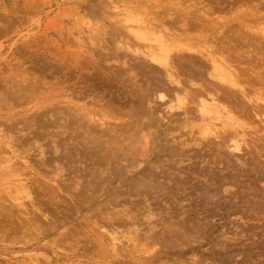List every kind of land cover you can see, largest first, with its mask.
<instances>
[{
  "label": "rangeland",
  "instance_id": "1",
  "mask_svg": "<svg viewBox=\"0 0 264 264\" xmlns=\"http://www.w3.org/2000/svg\"><path fill=\"white\" fill-rule=\"evenodd\" d=\"M119 1L0 0V140L6 139L7 134L13 135L9 141L11 150L7 146L0 149V201L5 211H9L7 216L12 217V222L6 216L1 217L10 222L8 227L0 219V264H264V108L261 104L262 109L253 105L255 101H251L252 106L247 98L235 93L249 111L236 114L232 111L236 120L224 116L214 120L200 113L197 100L184 101L182 96L176 100L170 96V101L168 98L159 101L157 93L165 92V88L158 85V90L155 84L144 85L142 81L148 75L164 77V68L144 53L158 47L159 34H151V40L139 42L131 31L135 23L124 19L122 6L126 0ZM133 1L139 6L151 4L149 0ZM191 1L172 3L183 6L194 3L191 8L195 4L214 5L218 9L211 7L207 20L217 21L221 38L220 33L215 34L217 28L209 30L214 32L211 36L209 31L202 33L205 40L214 35L217 39L232 36L242 58L250 51L247 64L263 65L260 60H264V33L258 29L264 31V0ZM162 4L165 6L168 1L162 0ZM249 10L259 12L250 16ZM146 15L147 19L152 18ZM179 29L176 31L190 38L201 35L199 31L189 30L186 34ZM223 31L226 36H222ZM231 34L240 35L243 42ZM248 38L254 39L260 48L251 47ZM238 39L242 44H237ZM174 41L180 42L178 47L183 44L199 48L197 40L189 45L182 39ZM206 42L214 43L209 38ZM183 49L175 52L192 69L196 71L198 65L207 71H202V77L192 78L190 84L212 81L207 77L211 71L209 63L198 58L200 62L193 59L192 65L188 50ZM151 65H157L156 69ZM137 66L143 69L141 77ZM185 77L180 75L181 79ZM39 82L43 87L38 88ZM22 86L32 88L33 94L20 99ZM46 108H52L49 114H54V108L55 112L75 110L76 114L88 116V120L84 119L87 123L79 120V125L73 126L79 132L94 126L90 130L93 136L97 131L95 140L102 135L100 142L106 141L101 143L102 147L113 146L116 157L122 156H118L120 161L113 156L107 158L104 151L107 148L102 150L106 158L98 165H89L87 157H78L75 152L71 158L67 157L70 155V142L66 141L70 129L65 127L64 120L67 113L57 114L58 119L51 120L49 129L31 138L30 129H21L20 120H30L33 114ZM11 122L15 124L12 128L8 127ZM224 130L232 131L233 135L238 131L237 149L231 147L236 138L227 142L223 134L219 135L218 131ZM23 133L30 135L29 140L18 143ZM48 156L56 158L50 160ZM104 161L107 166L103 167ZM113 172L119 173L118 176ZM23 184L33 192L34 200L41 203L39 206L49 215L50 224L46 225L47 221L39 219L41 215L31 209L21 193ZM15 202L22 203L26 210L19 207L22 212ZM30 210L32 218L28 217ZM28 218L37 225L44 223L39 227L35 222V231ZM22 221L32 227L24 224L27 230L23 229ZM24 230L33 232H29L30 236Z\"/></svg>",
  "mask_w": 264,
  "mask_h": 264
},
{
  "label": "bare ground",
  "instance_id": "2",
  "mask_svg": "<svg viewBox=\"0 0 264 264\" xmlns=\"http://www.w3.org/2000/svg\"><path fill=\"white\" fill-rule=\"evenodd\" d=\"M121 1V0H120ZM119 1V2H120ZM125 1V0H124ZM133 1V0H132ZM131 0H126L125 1V3H124V7L122 6V9H125V12H124V19H125V21H130V22H133V23H135V25H136V27L135 28H131V31H132V34H133V36L139 41H144V40H148L149 39V35H151V34H156V33H158L159 34V38H160V40H159V44H158V47H156V49L155 50H151L148 46V50H145L144 51V53H145V56H148V57H150L151 58V60L154 62V63H157L158 65H161L162 66V68H164V70H165V74H163L164 75V77H163V79H160V77L159 78H151L149 75V77L147 76V78L145 77L142 81L144 82V83H146V84H144V85H147V84H149V85H152V86H154V84L156 85L155 87H157L158 85L160 86V89L162 88V87H164L165 88V92H158L157 93V95H158V100L159 101H162V100H164V99H166V98H168V100L170 99V96H172V98H173V96H174V99H176V100H179L178 98H180V96H182V98L184 99V101H194V100H197L198 101V103L200 104V106H201V110H200V113L201 114H204V115H206V118H208V119H221L223 116H224V118L225 119H228V120H230V121H232V120H236V116H235V112H237V113H246V112H248L249 111V109H246L245 107H246V105H243V103H241V102H243L244 100H242V98L244 99V98H247L249 101H250V103H251V101H253V103H254V101H255V103L256 104H253V105H258L257 107L259 108H261V106L264 108V60H262L263 58H261V67H256V66H250L251 64V62L250 63H246L249 59H248V57H250L251 55V53H248V52H250V51H248L247 52V58L245 57V59L244 58H242V57H244V56H242V53H241V51H240V49H238V48H236L235 47V44L236 43H233L232 41H233V37L231 36V35H233L234 36V39H236L238 36L240 37V35H234V34H231L230 36H231V39L230 38H227V37H222V39H220L221 38V31H220V29H221V27L219 26V24H217V21L215 22H208V15H207V13H208V10L210 11V8L212 7H205L204 6V4L202 5L201 4V6H196L197 4H195V5H193V7L191 8V6H192V4H194V3H191L190 5L191 6H189V5H187V6H183L185 3L183 2H180V3H182V4H180L179 2L178 3H176V4H174V3H172V1L173 0H167L168 1V4H166L165 6H163V4H162V0H149L150 1V5L149 6H145V5H142V6H139V5H137L136 4V2H132ZM136 1V0H135ZM140 1V0H139ZM142 1V0H141ZM186 1H188L186 4H189L190 3V1L191 0H186ZM194 1H196V0H194ZM206 1V0H205ZM204 0H203V2H205ZM215 1V0H214ZM248 1V0H247ZM246 1V2H247ZM147 2V1H146ZM176 2H177V0H176ZM192 2V1H191ZM197 2V1H196ZM111 3H112V0H111ZM114 3V2H113ZM139 3H141V2H139ZM142 3H143V1H142ZM145 3V2H144ZM198 3H199V1H198ZM207 3H208V0H207ZM132 4H134V5H132ZM200 4V3H199ZM198 4V5H199ZM209 4H211V3H209ZM146 5H148V4H146ZM168 5V6H167ZM172 5H174V7L172 6ZM205 5H207V4H205ZM211 5H213V4H211ZM237 5V4H236ZM170 6H172V7H170ZM217 6H220V5H218L217 4ZM112 7H113V5H112ZM118 7V6H117ZM159 7H163V10H158L159 9ZM246 7H248V5L246 6ZM213 9H214V5H213V7H212ZM217 8H220V7H217ZM223 8V7H222ZM256 8V7H255ZM213 9H211V10H213ZM215 9H216V6H215ZM214 9V10H215ZM246 9V8H245ZM216 10H218V9H216ZM215 10V11H216ZM247 10V9H246ZM214 11V12H215ZM222 12V11H221ZM259 12V11H258ZM257 12V13H258ZM211 14L213 13V11L212 12H210ZM256 13V11L254 12L253 10H249V14H250V16H254V15H256L257 14ZM146 14H150L151 16H152V18H150V19H152V20H150V19H147L145 16H147ZM216 14V13H215ZM226 14V13H225ZM120 15V14H119ZM149 16V15H148ZM249 17V16H248ZM221 18V17H220ZM262 18V17H261ZM216 19H217V17H216ZM215 19V20H216ZM219 19V18H218ZM221 19H223V18H221ZM228 19V18H227ZM252 19V18H251ZM254 19V18H253ZM256 19L257 18H255V21H256ZM214 20V19H213ZM247 20V19H246ZM258 21V20H257ZM155 22V23H154ZM219 22V21H218ZM222 22H224V21H222ZM221 23V22H220ZM223 24V23H222ZM238 25V24H237ZM243 25H247L246 23L244 24L243 23ZM224 26V25H223ZM248 26V25H247ZM247 26H246V28H247ZM220 27V28H219ZM226 27V26H225ZM234 27V26H233ZM180 28V29H179ZM218 28V31L215 33V34H219L220 33V38L218 37V39H217V35H216V37H215V35L213 36V37H208L210 40L212 39V41L214 42L213 44H209V43H207L206 42V40L208 39H206L205 40V38L204 37H202V33H207L209 30L211 31L212 29V31H214L215 29H217ZM249 28V27H248ZM252 28V27H251ZM250 28V29H251ZM176 29H179V30H182L181 32H183V33H188V31L189 30H193V31H199L200 33H201V35H199L197 38H190L189 37V35L187 36V35H182L181 33H179V32H177L176 31ZM225 29H227V28H225ZM236 29V28H235ZM242 29V28H241ZM253 29V31H254V28H252ZM119 30V29H118ZM203 30H205L204 32H203ZM232 30V29H231ZM234 30V29H233ZM209 31V32H210ZM228 31V30H227ZM235 31V30H234ZM238 31V30H237ZM257 31V30H256ZM256 31H255V33H256ZM258 31L259 32H262V33H264V31H263V29H262V31H261V29L259 30L258 29ZM118 32V31H117ZM121 32H122V30H121ZM120 32V33H121ZM124 32V31H123ZM224 32L225 31H223V33H222V36H226V33L224 34ZM236 32V31H235ZM128 33V32H127ZM127 33H123L124 35H126ZM211 33V32H210ZM212 33H214V32H212ZM212 33L210 34V36L212 35ZM233 33V32H232ZM239 34H240V32H238ZM237 33V34H238ZM224 34V35H223ZM127 35H129V34H127ZM208 35V34H207ZM247 35V34H246ZM237 36V37H236ZM250 36V35H249ZM118 37H119V35H118ZM131 36H129V38H130ZM133 37V38H134ZM236 37V38H235ZM238 37V38H239ZM253 37V36H252ZM151 38L152 37H150V39L149 40H151ZM159 38H157V39H159ZM241 38V37H240ZM251 38V37H250ZM119 39V38H118ZM121 39H122V37H121ZM154 39V38H153ZM156 39V38H155ZM175 39H182V40H184L185 41V43L186 44H190L192 41H194V40H197L199 43V48H189L187 45H183L182 44V46L181 47H183L188 53H189V55H190V57L192 58V60H191V62L193 61V59H195L196 61H198V62H200V60L201 59H203V61L205 60V61H207L208 63H209V65L208 66H210V68H211V71H209L208 73H207V77L210 79V80H212V81H203V80H201V83H198L197 85H194L193 83H191L190 84V80H192V78H198L197 76H201V73H202V71H206V70H202L201 69V67L200 66H196L197 68H196V71L194 70V69H192L191 68V64L190 63H188V62H185L186 60L184 59V58H182L181 56H180V54L177 52V51H181L182 49H180L181 47H178L179 46V44H180V42L178 43V41L177 42H175L174 40ZM242 39V42H243V37L241 38ZM249 39V38H248ZM136 40V41H137ZM254 40V39H253ZM252 39L250 40H247V41H251V43H252V45L253 46H251V47H254L255 46V48H260L259 46H258V43L257 42H255V40L253 41ZM139 41V42H140ZM236 40H234V42H235ZM238 43L237 44H239L240 43V40L238 39ZM128 42V41H127ZM132 42H133V39H132ZM138 42V43H139ZM145 42V41H144ZM207 43V44H206ZM248 43L249 42H245V44L246 45H248ZM240 44H242V43H240ZM243 45H244V43H243ZM251 45V44H250ZM263 45V44H262ZM144 46V45H143ZM187 46V47H186ZM195 46V45H194ZM240 46V48H241V45H239ZM146 48V47H145ZM152 48V47H151ZM247 49H249L248 48V46L246 47ZM183 49V50H184ZM253 49V48H252ZM175 50H177L176 52H175ZM243 50V52H244V49H242ZM135 51H137V50H135ZM112 53V52H111ZM121 53V52H120ZM136 53V52H135ZM172 53H174V55H172L173 57L171 58V54ZM253 53V52H252ZM259 53V52H258ZM137 54V53H136ZM250 55V56H249ZM127 56V55H126ZM184 56V55H183ZM253 56V55H252ZM110 57V56H109ZM121 57V56H120ZM136 58V57H135ZM190 58V59H191ZM198 58H200V60H198ZM251 58V57H250ZM248 59V60H247ZM185 60V61H184ZM194 60V61H195ZM21 61V60H20ZM124 61V60H123ZM195 61V62H196ZM202 61V62H203ZM250 61V60H249ZM263 61V62H262ZM190 62V61H189ZM119 63V62H118ZM260 63V62H259ZM258 62H257V64H259ZM135 65H137V64H135ZM192 65H193V62H192ZM206 65V66H207ZM253 65H254V63H253ZM151 66H153V65H151ZM151 66H150V68H151ZM157 66V65H156ZM156 66H153L154 67V70L156 69ZM160 66V67H161ZM195 66V65H194ZM124 67H126V66H124ZM134 67V66H133ZM36 68H38V67H36ZM40 68V67H39ZM79 68V67H78ZM203 68H205V67H203ZM81 69V68H80ZM152 69V68H151ZM207 69V68H206ZM137 70H138V72H137V74H139L140 75V77H141V75H143L144 73H143V69H142V67L141 66H137ZM153 70V69H152ZM153 70V71H154ZM158 70V69H157ZM163 70V69H162ZM163 70V71H164ZM192 70H194V71H192ZM151 71V70H150ZM84 72V71H83ZM207 72V71H206ZM154 73V72H153ZM114 74V73H113ZM25 75V74H24ZM34 75H36V74H34ZM180 75H184V76H186L184 79H181L180 78ZM26 76V75H25ZM33 76V75H32ZM114 76H116V74H114ZM152 76V75H151ZM128 77V76H127ZM139 77V78H140ZM144 77V76H143ZM142 77V78H143ZM153 77H155L154 75H153ZM202 77V76H201ZM201 77H200V79H201ZM29 78H31V77H29ZM28 78V79H29ZM33 78H37V77H33ZM206 78V77H205ZM199 79V80H200ZM203 79V78H202ZM208 79V80H209ZM253 79V80H252ZM25 80H27L26 78H25ZM30 80V79H29ZM28 80V81H29ZM37 80V79H36ZM122 80V79H121ZM250 80H252V81H250ZM214 81V82H213ZM254 81H256L257 82V84L259 83V86H257V87H255V85H256V82H254ZM23 82H24V80H23ZM33 82V80L31 81V82H29V83H32ZM40 82H41V80H40ZM40 82H39V84L38 85H40ZM63 82V81H62ZM142 82V83H143ZM250 82V83H249ZM35 83H36V81H35ZM34 83V85H35V87L37 88V84H35ZM38 83V82H37ZM242 83L244 84V85H242ZM193 84V85H192ZM33 85V84H32ZM43 84H41L40 86H38V88L40 87H43L42 86ZM46 85V84H45ZM142 85V84H141ZM23 87V86H22ZM26 87H28V86H26ZM20 88V99H23L24 97L26 98L27 96H28V93H30V92H32V91H34V90H31L32 88ZM55 87V86H54ZM138 87V86H137ZM144 87V86H143ZM34 88V87H33ZM35 88V89H36ZM127 88V87H126ZM158 88V87H157ZM164 88H163V90H164ZM155 89V88H154ZM158 90H159V88H158ZM157 90V91H158ZM49 91V90H48ZM128 91V90H127ZM162 91V90H161ZM64 92V91H63ZM129 92V91H128ZM151 92V91H150ZM249 92H250V94H249ZM235 93L236 94H240L241 96H242V98H240V97H238V95L236 96L235 95ZM33 94V93H32ZM31 93H30V95H32ZM35 94V93H34ZM53 94V93H52ZM149 94V93H148ZM148 94H146V96L148 95ZM50 95V94H49ZM67 95V94H66ZM72 95V94H71ZM239 95V96H240ZM263 95V96H262ZM34 96V95H33ZM32 96V97H33ZM55 96V95H54ZM80 96V95H79ZM150 96H151V94H150ZM153 96V95H152ZM151 96V97H152ZM29 97V96H28ZM74 97V96H73ZM149 97V96H148ZM76 98V97H75ZM139 98V97H138ZM234 98H238V99H234ZM149 100H151L150 98H148ZM153 99V98H152ZM242 101H241V100ZM143 100H145V99H143ZM175 100V101H176ZM240 100V101H239ZM40 101V100H39ZM55 101V100H54ZM147 101V100H146ZM170 101V100H169ZM221 101V102H220ZM238 101V102H237ZM150 102V101H149ZM163 102V101H162ZM145 103H147V102H145ZM182 103V102H181ZM186 103V102H185ZM188 103V102H187ZM186 103V104H187ZM193 103V102H192ZM246 103V102H245ZM249 103V104H250ZM67 104V103H66ZM260 104H261V106H260ZM46 105V104H45ZM73 105V104H72ZM170 105H172V104H170ZM251 105H252V103H251ZM252 105V106H253ZM55 107V106H54ZM68 107V106H67ZM172 107V106H171ZM247 107H250V106H247ZM256 107V106H255ZM256 107V109H258ZM41 108V107H40ZM169 108V107H168ZM196 108V107H195ZM51 109L52 108H46V110H43L42 112H39V113H36V114H33L32 116L33 117H31V119L30 120H27V119H22V120H20V123L19 124H21L22 125V128L21 129H30V131H29V134H32L31 135V138H34L35 136H38L40 133H43L44 132V130H47V128L49 129V127L50 126H52V122H51V120L54 122L56 119H58L57 118V114H59V113H67V115H66V117H65V127H67V128H69L70 129V131H69V133H68V140H67V137H66V141H69L70 143H69V145H70V150H69V154L70 155H68L67 154V157L68 156H70V158L72 157V155H71V153H73V152H75V155H79L81 158H85V157H87V159L88 160H90V163H89V165H94V164H101V162H102V160L103 159H105L106 158V155H107V158L109 157V159H110V157H116V153H117V150L115 151L114 149H112V148H114L113 146H111V148H107V146L105 145L106 143V141L104 142V141H101L100 142V140L102 139V135L101 136H98L97 138L98 139H96L95 140V136H96V134H97V131H96V133H95V136H93V134H92V130H90V129H92V128H94V126L93 127H90V129H89V127H87V125H92V124H85L86 125V127H87V129L88 130H86V131H81V132H79V131H77V128L76 127H74L73 125H76V124H78L79 125V123H78V121L80 120V121H83L82 123L84 124L86 121L84 120V119H86V120H88V116H84V115H81V114H76L77 112L75 111V110H73V112H72V110H70V111H61L60 109L58 110V111H56L55 112V110H57L58 109V107L54 110V108H53V111H54V114L56 115V117H54V114L52 113V114H49V112L51 111ZM62 109V108H61ZM70 109H72V108H70ZM252 109V108H251ZM262 109V108H261ZM90 110V109H89ZM248 110V111H247ZM264 110V109H263ZM52 111V112H53ZM76 113H75V112ZM184 111V110H183ZM235 113H233V112ZM255 111V110H254ZM198 112V111H197ZM83 113V112H82ZM251 113V112H250ZM258 113H260V112H258ZM89 114H91L90 112L88 113V115ZM98 114V113H97ZM96 114V115H97ZM108 114V113H107ZM175 114V113H174ZM178 114V113H177ZM60 115V114H59ZM64 115V114H63ZM92 115V114H91ZM189 115V114H188ZM259 115V114H258ZM258 115H257V113H255V116L256 117H258ZM49 116H53V118H51V117H49ZM181 116V115H180ZM183 116V115H182ZM186 116V115H185ZM45 117H48L49 119H46ZM88 117V118H87ZM96 116H94V117H91L92 119H94ZM101 117H102V115H101ZM105 117V116H104ZM193 117V116H192ZM249 117V116H248ZM91 118H90V120H91ZM60 119V118H59ZM224 120V119H223ZM85 121V122H84ZM93 121V120H92ZM98 121V120H97ZM227 121V120H226ZM87 123V122H86ZM97 123H99V122H97ZM96 123V124H97ZM225 123V122H224ZM214 124V123H213ZM219 124V123H218ZM222 124L223 123H221V126H222ZM227 124V123H226ZM94 125V124H93ZM100 125H102V124H100ZM100 125H99V128H100ZM108 125V124H107ZM224 125V124H223ZM242 125V124H241ZM240 125V126H241ZM15 126V124L13 123V122H11V123H9V125H8V127H10V128H12V127H14ZM81 127L83 126L82 124L80 125ZM221 126H220V128H221ZM228 126V125H227ZM85 127V126H84ZM83 127V129H85ZM98 127V126H97ZM102 127V126H101ZM105 127V126H104ZM207 127V126H206ZM232 127V126H231ZM237 127H239V126H237ZM75 128V129H74ZM111 128V127H110ZM123 128V127H122ZM215 128V127H214ZM227 128V127H226ZM40 129H42V131L40 130ZM101 129V128H100ZM107 129H109V128H107ZM119 129V128H118ZM203 129V128H202ZM216 129V128H215ZM218 129V128H217ZM95 130H97V129H95ZM94 130V131H95ZM123 130V129H122ZM20 131V130H19ZM100 132H101V134L104 132V128H103V132L100 130ZM99 132V133H100ZM108 132H110V130L108 131ZM115 132V131H114ZM203 132H205V131H203ZM219 132V135H222L223 134V138H224V141L226 140L227 142H230V141H233V139L234 138H236L235 139V141H234V143H231V144H234V145H232L231 147H233V149H234V146H235V149H237L239 146H238V144H240V143H238V140H237V132L235 131L234 132V135L231 133L232 131H230V130H224L222 133L220 132V131H218ZM217 132V133H218ZM48 133L49 134H51L50 133V131H48ZM91 133V134H90ZM29 134H26V133H23V134H21L20 135V139L19 140H17L18 141V143H26L28 140H29V137H30V135ZM53 134V133H52ZM51 134V135H52ZM88 134H90V135H92V136H88ZM108 134H110V133H108ZM5 135V134H4ZM8 135V136H7ZM6 136V139H5V137H4V139L3 140H0V149L3 147V146H7V147H9L10 148V143H9V141L12 139V136H10L9 134H7ZM27 135H29V137L27 136ZM42 135H44V134H42ZM59 135V134H58ZM57 135V136H58ZM98 135V134H97ZM104 135V134H103ZM218 135V134H217ZM15 136V135H14ZM66 136V135H65ZM111 136H113V135H111ZM215 136H216V134H215ZM99 137H101V139L99 138ZM106 137V136H105ZM115 137V136H114ZM243 137V136H242ZM1 138H2V136H1ZM15 138V137H14ZM103 138H104V136H103ZM221 138V137H220ZM222 138V139H223ZM227 138V139H226ZM100 139V140H99ZM109 139V138H108ZM232 139V140H231ZM13 140V139H12ZM99 140V141H98ZM112 140V137H111V139H110V141ZM229 140V141H228ZM247 140V139H246ZM108 141V140H107ZM113 141V140H112ZM93 142H95L96 144H98L99 142H100V144L99 145H96V144H94ZM105 143L104 144V146L105 147H102V145H101V143ZM58 143V142H57ZM110 143V142H109ZM30 145V144H29ZM62 145V144H61ZM60 145V146H61ZM52 146V145H51ZM66 146H68V145H66ZM101 146V147H100ZM14 147H17V146H14ZM28 147V146H27ZM230 147V148H231ZM237 147V148H236ZM4 148V147H3ZM2 148V149H3ZM13 148V147H12ZM31 148V147H30ZM48 148H50V147H48ZM60 148H62V147H60ZM103 148H107L106 150H104ZM64 149H66V147L64 148ZM9 150H11V148L9 149ZM28 150V149H27ZM48 150V149H47ZM61 150V149H60ZM102 150H104V151H106V155L104 156L103 154H102ZM239 150H237V152H238ZM11 152H13V151H11ZM47 152V151H46ZM63 152V151H62ZM67 152V151H66ZM15 154V153H14ZM54 154V153H53ZM105 154V153H104ZM28 155V154H27ZM46 156V155H45ZM56 156V155H55ZM63 155H61V157H62ZM76 156V157H77ZM78 156V157H79ZM118 156H119V158L120 157H122L121 155H119L118 154ZM118 156L116 157V158H118ZM49 158L51 157V156H48ZM53 157V156H52ZM51 157V158H52ZM65 157H66V155H65ZM47 158V157H46ZM46 158H45V161H46ZM51 158H50V160H51ZM53 158H56V157H53ZM74 158V157H73ZM118 158V160L120 161V159ZM242 158H243V156H242ZM257 158V157H256ZM68 159V158H67ZM113 159V158H112ZM251 159V158H250ZM41 160V159H40ZM48 160V159H47ZM68 160H73V159H68ZM67 160V163H68V165H69V161ZM83 160V159H82ZM114 160V159H113ZM84 161V160H83ZM115 161V160H114ZM117 161V160H116ZM229 161H231V160H229ZM23 162V161H22ZM41 162V161H40ZM73 163L74 162H76L75 160L74 161H72ZM111 162V161H110ZM46 163H48V161H46ZM57 163H59V162H57ZM60 163H61V161H60ZM64 163V162H63ZM77 163V162H76ZM82 163V162H81ZM85 163V162H84ZM104 163H106L105 161L102 163V166L104 165H106V164H104ZM115 163V162H114ZM45 164V163H44ZM21 165V164H20ZM56 165V164H55ZM54 165V166H55ZM71 165V164H70ZM73 165V164H72ZM87 165V164H86ZM116 165V164H115ZM67 166V165H66ZM91 166V167H92ZM101 166V165H100ZM103 166V167H104ZM107 166V165H106ZM112 166L113 167H111L113 170H114V165L112 164ZM78 167V166H77ZM85 167H87V166H85ZM264 167V166H263ZM93 168V167H92ZM108 168V167H107ZM106 168V169H107ZM110 168V170H112ZM115 168H116V166H115ZM119 168V167H118ZM67 169H68V166H67ZM66 169V170H67ZM78 169V168H77ZM77 169H75V170H77ZM109 169V168H108ZM120 169V168H119ZM122 169V168H121ZM245 169V168H244ZM90 170V169H89ZM112 170V171H113ZM116 170V169H115ZM97 171H99L100 172V170L99 169H97ZM96 171V172H97ZM101 171L103 172V170L101 169ZM121 171V170H120ZM143 171V170H142ZM95 172V171H94ZM117 172H119L118 170H117ZM72 173V172H71ZM90 173H92V172H90ZM114 173V172H113ZM113 173H111L112 175H113ZM116 173V172H115ZM115 173H114V175H115ZM73 174V173H72ZM74 174H75V172H74ZM82 174H84V173H82ZM117 174H119V173H116V175ZM255 174V173H254ZM78 175V174H77ZM92 175V174H91ZM115 175V176H116ZM126 175V174H125ZM259 175V174H258ZM82 176V175H81ZM84 176H86V175H84ZM83 176V177H84ZM118 176V175H117ZM262 176V175H261ZM71 177V176H70ZM77 177V176H76ZM107 177H109L108 175H107ZM121 177V176H120ZM237 177V176H236ZM252 177H253V175H252ZM264 177V176H263ZM110 178V177H109ZM114 178V177H113ZM119 178V177H118ZM115 179V178H114ZM77 180V179H76ZM108 180V179H107ZM112 180V179H111ZM235 180V179H234ZM248 180V179H247ZM258 181V180H257ZM113 182V181H112ZM22 183V182H21ZM110 183V182H109ZM26 184V183H25ZM133 185V184H132ZM247 185V184H246ZM262 185V184H261ZM26 186V185H25ZM24 186V184H23V186H21V193H24V197L30 202V205H31V209H33L34 210V212L36 213H39L41 216H40V218L39 219H43V220H46L47 221V219H48V214H46V213H44L43 211H42V209H41V207L39 206L40 204H38V201H36V200H34V197H35V195L33 196L32 195V191L31 190H29L28 189V187H25ZM30 187V186H29ZM136 188V187H135ZM248 189V188H247ZM130 192V191H129ZM130 194V193H129ZM213 197V196H212ZM260 197V196H259ZM263 197V196H262ZM208 198V197H207ZM250 201V200H249ZM248 201V202H249ZM21 202V201H20ZM20 202H15L16 203V207H21V208H23V210H26V208L23 206V204L22 203H20ZM36 202H37V204H36ZM40 202V201H39ZM2 203H3V201H2ZM2 203H1V201H0V219H2L1 217H3V216H6V217H4V218H12V217H8L7 216V213L9 212H6L5 210H6V208H4V206L2 205ZM247 203V202H246ZM4 204V203H3ZM261 204H263V203H261ZM257 205V204H256ZM88 206V205H87ZM259 206V205H258ZM7 207V206H6ZM256 207V206H255ZM262 207V206H261ZM10 208V207H9ZM21 208H19L20 210H21ZM96 208V207H95ZM30 209V208H29ZM9 210V209H8ZM23 210H21L22 212H23ZM28 210V209H27ZM204 210H205V208H204ZM210 211V210H209ZM259 211V210H258ZM11 212V211H10ZM22 212H21V214H22ZM27 213H25V215H26ZM32 213H31V210H30V214H29V212H28V217L31 215ZM34 214V213H33ZM38 214V215H39ZM22 215H24V214H22ZM37 215V214H36ZM36 215H33V216H36ZM212 215V214H211ZM92 216V215H91ZM191 216V215H190ZM31 217V216H30ZM37 217V216H36ZM36 217H35V219H36ZM39 217V216H38ZM37 217V218H38ZM53 217V216H52ZM27 217H24V220L26 219ZM32 218V217H31ZM31 218H28V219H31ZM54 218V217H53ZM6 219V220H7ZM33 219H34V217H33ZM34 219V220H35ZM51 219V220H50ZM205 219V218H204ZM3 220V219H2ZM5 219L3 220V221H5L6 222V225H7V223H8V225H10L9 223L10 222H8V221H11V219L10 220H8V221H6ZM42 220V221H43ZM49 220L50 221H54V219L52 220V218H49ZM26 221V220H25ZM24 221V222H25ZM36 221H37V219H36ZM35 221V222H36ZM12 222V221H11ZM35 222L31 219V220H29V224H31L32 226H34V228L33 229H35L36 228V225H37V222H36V225H35ZM18 223H21L20 221L18 222ZM22 223H23V221H22ZM26 223H28V220L26 221ZM26 223H23V225L24 224H26ZM41 223H44V222H41ZM41 223H38V225L37 226H39V224H40V226H41ZM47 224L46 225H48V223L50 224V222H46ZM196 223V222H195ZM29 224H26V225H28V228L29 227H32V226H30ZM202 224V223H201ZM3 224L1 223V226H2ZM8 225H7V227H8ZM20 225V224H19ZM26 225H24L23 227L20 225V227H22L23 229H24V227L26 228L25 230H27V226ZM5 226V225H4ZM12 226V225H11ZM39 226V227H40ZM199 226H201V225H199ZM195 227V226H194ZM1 228V227H0ZM21 228V229H22ZM37 229V228H36ZM36 229H35V231H36ZM24 230V231H25ZM40 230V229H39ZM29 231V230H28ZM32 230H30L29 232H31ZM25 232H27V231H25ZM29 232H27V233H29ZM33 232V231H32ZM40 233H41V230H40ZM25 234V233H24ZM30 234V236H31V233H29ZM26 235V234H25ZM149 235V234H148ZM157 235V234H156ZM33 236H34V234H33ZM154 236V235H153ZM28 237H29V235H28ZM34 238V237H33ZM152 238V237H151ZM25 239V238H24ZM30 239V238H29Z\"/></svg>",
  "mask_w": 264,
  "mask_h": 264
}]
</instances>
